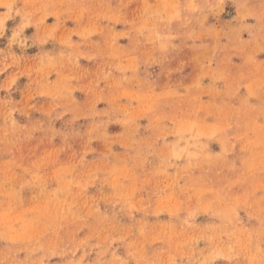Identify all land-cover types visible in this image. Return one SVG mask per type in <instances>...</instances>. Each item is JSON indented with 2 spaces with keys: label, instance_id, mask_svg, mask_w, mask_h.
<instances>
[{
  "label": "rangeland",
  "instance_id": "rangeland-1",
  "mask_svg": "<svg viewBox=\"0 0 264 264\" xmlns=\"http://www.w3.org/2000/svg\"><path fill=\"white\" fill-rule=\"evenodd\" d=\"M0 264H264V0H0Z\"/></svg>",
  "mask_w": 264,
  "mask_h": 264
}]
</instances>
